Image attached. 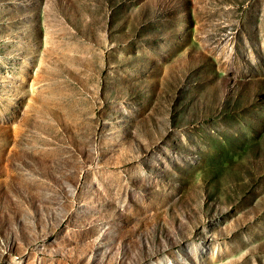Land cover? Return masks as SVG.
<instances>
[{
  "label": "rangeland",
  "instance_id": "1",
  "mask_svg": "<svg viewBox=\"0 0 264 264\" xmlns=\"http://www.w3.org/2000/svg\"><path fill=\"white\" fill-rule=\"evenodd\" d=\"M0 264H264V0H0Z\"/></svg>",
  "mask_w": 264,
  "mask_h": 264
}]
</instances>
